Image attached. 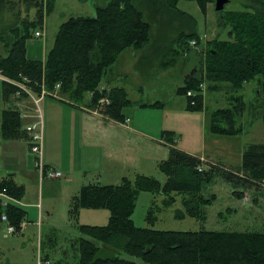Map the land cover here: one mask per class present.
Segmentation results:
<instances>
[{
    "label": "trees",
    "instance_id": "16d2710c",
    "mask_svg": "<svg viewBox=\"0 0 264 264\" xmlns=\"http://www.w3.org/2000/svg\"><path fill=\"white\" fill-rule=\"evenodd\" d=\"M24 1L27 3L28 0ZM31 1L27 3V10L32 8L36 14L32 19L27 15L28 19L22 16V10L14 0H0L5 10L11 11L15 18L12 25L14 35L4 38L7 55L0 57V69L18 80L21 79L20 75L29 77L37 91L43 79L50 90H54L55 84L60 82L61 93L74 102L91 93L93 107L97 106L100 98L108 96L111 103L101 112L117 120L125 119L123 109L131 106L133 101L125 87L102 89L101 82L118 54L131 46L135 49L144 48L151 41V30L155 25V46L165 42L169 38L167 33L170 23L164 17L172 9L175 10L172 15L175 19H181L182 15L187 17V21L179 20L177 26L182 31L179 43L181 55L190 51L189 39L198 34L193 30H184L192 27L194 21L197 24L196 20H190L188 13L178 8L181 0H105L95 7V15L71 16L63 21L45 60L29 59L26 42L32 32L43 25L45 16L56 3V0ZM194 1L203 8L210 1L215 2ZM236 1L244 3V8H224L219 11L222 20L229 26V35L224 38L219 34L213 37L202 68L204 66L205 79L211 90L222 89L218 87L219 83L226 81L238 92L246 82L259 77L260 94L256 93V98L261 101L260 116L264 122V0ZM6 32L7 29L2 31L3 34ZM192 55L201 53L196 50ZM4 84L8 86V97L12 93L11 85L7 81ZM197 84V80L190 79L178 92L185 95L191 88L198 92ZM201 96H187V108L202 109ZM232 97L233 107L230 105L212 111L209 127L214 133L234 135L241 132L242 126L237 124L238 116L246 111L247 105L241 100L242 96ZM193 99L196 100L195 105L191 104ZM157 104L153 102L144 105ZM15 112L9 110L4 113L3 131L6 137L20 136L21 119ZM163 134L169 142L176 144L173 132L164 131ZM203 164L200 157L172 146L169 158L158 163L159 169L166 175L163 182L155 176L136 174L133 179L123 177L118 184L83 185L70 198V220L77 221L82 208L97 207L109 211L108 222L103 225L79 224L80 231L90 238L77 240V259L74 262L52 261L50 264H264V232L218 231L204 226L199 230L156 229L135 224L132 215L142 190L160 193L163 204L167 206L172 205L178 197L184 206L178 215L188 214L204 224L206 206L215 198L214 194H204L205 187L214 176L247 187L253 184L252 180H264V143H250L246 146L241 170L247 175L211 164L205 168ZM199 165L203 166L201 171L198 170ZM4 188L18 198L25 194L24 186L7 176L0 178V190ZM236 194L242 196V193ZM156 206L154 201L146 216L151 224L157 218ZM3 213L7 214L17 229L21 228L25 211L12 205L0 206V235ZM123 253L141 260H130Z\"/></svg>",
    "mask_w": 264,
    "mask_h": 264
},
{
    "label": "rangeland",
    "instance_id": "374dc122",
    "mask_svg": "<svg viewBox=\"0 0 264 264\" xmlns=\"http://www.w3.org/2000/svg\"><path fill=\"white\" fill-rule=\"evenodd\" d=\"M18 3L19 7L22 11V16L35 18V10L32 8L28 11L27 10V3L24 0H14ZM29 1V0H28ZM57 3L53 4V10L49 12L48 15L45 16L46 24L48 27L47 30V40L50 42L54 41L56 33L59 29L60 24L68 19L71 16L77 15H95V5L93 0H89V2H82L81 0H56ZM88 1V0H87ZM28 3H32L29 1ZM100 4H103L100 3ZM244 3H239L236 0H231L229 3L226 4V10L232 9H242L244 8ZM178 8L186 11L187 13L191 14L200 22L199 29L201 33L197 34V36L192 37L189 39L190 49L196 48L200 51L201 55H190L186 51L183 55L179 52V43H180V35L182 31L178 34L172 35V37L168 38L165 42L161 44V49L164 50L163 52L166 53L164 57H160L157 52H152L151 54L145 56L141 63L148 64L151 67V71L154 73L157 72L158 69L167 68L168 66H179L180 70L185 69V64L188 65V59L191 57H195L196 59L201 58L200 61L197 62V69H198V76L197 78L203 74L204 79V87L201 89L202 96L200 99L202 103L206 99L209 101V104L213 108L217 107H230V105L234 106V100L232 95L242 96L241 100L245 101L247 108L246 111L242 115L238 116L237 124H241L242 129L241 132L233 135L231 138L236 143V149L241 150L243 153L246 146L250 143H264V122L262 117L260 116V112L262 107H259V103L261 101L256 100V89L259 87V77L252 78L250 81L244 84V87L241 91H234L231 83L229 82H221L219 83L218 87H222L223 89L211 90L209 87V82L205 79V71L204 66L205 64L207 53L209 52V45L211 44L210 41L216 35H221L223 38L229 35V26L226 25L225 21H223V17L221 18V14L215 8V2L210 1L208 5L204 8L199 5L198 2L194 0H181L178 3ZM175 13V10L169 11L165 15V17H173L172 15ZM28 15V16H27ZM28 17V19H29ZM48 19V22H47ZM15 18L11 15V11L8 9L5 10V7L0 3V55L4 54L7 51L4 49L5 46V37L6 35L2 33V31L8 30L7 26L14 24ZM190 20H192L190 18ZM181 21H187V17L184 15L181 16ZM220 21V22H219ZM221 24V25H218ZM22 25V23H21ZM220 26L222 28H220ZM153 27V25H152ZM40 28V27H39ZM40 30L45 31L46 33V26L44 25L43 29ZM221 33H218V32ZM157 33V29L151 30V41L142 49H135L138 50L136 53L135 51L126 50L123 54H118L116 60L112 63L111 66L108 68V72L103 78L105 81L112 75V72L115 69H119L120 71H131L136 79L133 80L128 85L129 88V95L130 99L133 100L136 98H143V100H163L165 102V107H152V109L145 108L144 110L138 109L141 111L145 118H164L165 128L170 130H175L174 135L179 147H187L194 150V152H199L201 150V144L205 137V131L207 133V127L205 126V121H201L202 117H204V112L202 109L200 110H190L186 109L183 110L186 106V99L183 97L189 96L187 92L177 94L176 84L182 82V78L178 77L174 74L165 78V76L160 75L156 76L158 79H145L143 77H139V68L140 65L138 64L136 57L139 55V51L141 53H150V50L155 46V35ZM4 35V36H2ZM44 37H37L36 35L30 36L28 41L26 42L30 48V57L31 58H38L43 55V49L46 45V41L44 42ZM195 41V42H194ZM167 47H172L171 50H167ZM133 48V46L129 47ZM160 48V47H159ZM189 49V50H190ZM140 53V54H141ZM2 56V55H1ZM0 56V57H1ZM139 58V56H138ZM137 58V59H138ZM190 58V59H191ZM188 60V61H187ZM203 63V64H202ZM112 68H114L112 70ZM125 68V69H124ZM138 69V70H137ZM0 73L5 76L7 82L11 85L12 94L6 97L7 93L9 92L8 86L5 85L4 81L0 80V102L3 101V97L6 98V103L10 102L9 99L11 98L9 106L11 109L17 110L15 113L19 114V118L21 120L27 119L28 117H21L20 113L29 112L25 109L31 108L33 103L28 100L17 99L16 92L18 90V86L11 81H17V79L12 78L10 75H7L3 69H0ZM153 73V74H154ZM156 75V74H154ZM20 80H28L30 90H32L35 94H38L36 89L33 87L32 79L27 76H21ZM118 82V81H117ZM138 82L143 87V92L139 93L135 88ZM197 87L200 85V81H197ZM60 83V82H59ZM44 84L45 88L48 87L45 84L44 79L39 83L40 88ZM57 84L54 86V91L60 93L61 83L60 86L57 87ZM103 85V83H102ZM10 87V86H9ZM104 89V88H102ZM195 90V88H191L190 90ZM198 89V88H197ZM214 89V87H213ZM200 90V86L199 89ZM220 90H224L221 92ZM23 94H26L25 92ZM88 95V94H87ZM86 95V96H87ZM61 96L66 97L67 95L61 93ZM83 100H80L81 103ZM147 102V101H146ZM201 102V101H200ZM236 103V101H235ZM53 107L51 108V106ZM182 104V107H180ZM82 105V104H80ZM66 106L56 102L54 99L49 97H43L40 99V109L43 118L44 124V117L47 118V125L46 131L44 128L42 129V135L44 137V150L46 143L48 145L49 140V126H48V116L51 115V119L60 121V115L70 116V110L66 111ZM103 107V109H105ZM14 110V111H15ZM215 110V109H214ZM212 110V111H214ZM127 112L133 114L135 112V108L132 106L128 108ZM255 112H257L255 114ZM190 115L194 117H190ZM21 128V126H20ZM26 137H21L30 143V136L27 132L24 133ZM172 134V133H171ZM54 130L51 133V136H54ZM68 144V143H67ZM26 146V145H25ZM223 147L221 143L218 144V148ZM71 148H76V145L73 141H71ZM69 148L66 144L63 146L64 150L61 148L58 151L57 157H53L52 159L56 161L62 160L64 163L68 162L66 156L75 155L73 154L74 150ZM26 146V150H27ZM2 152V151H1ZM3 153V152H2ZM243 155V154H242ZM28 157H31L34 165H35V155L33 152L28 151ZM203 158V157H202ZM242 158V156H240ZM201 159V158H200ZM202 162H208V164L219 166L223 170H228L232 172H237L240 175H247L246 172L241 170V164L239 166H234L233 168L228 167L225 168L220 166L218 163H213L212 161H208L207 159L203 158ZM45 163V162H44ZM242 163V162H241ZM58 168V167H57ZM59 170V169H58ZM199 170V166H198ZM37 171L39 169L37 168ZM201 171V170H199ZM118 170L112 168V177L106 178L105 175H97L93 174L90 171L88 172V179L91 182L96 181L100 184H107L112 180L116 182L118 174H116ZM127 169H125L124 174H126L128 178L133 179L136 174H144L142 172H137L131 170L129 173ZM136 173V174H134ZM63 174V172H62ZM120 174V173H119ZM151 176H155L160 179L162 182L166 180V175L159 169L152 171ZM122 177V176H121ZM119 177V178H121ZM58 178H51L46 177L45 185H44V204H47V194L52 197H57L58 194L60 196H67L72 190H74L73 186L68 185V180L64 177ZM99 178V179H96ZM123 178V177H122ZM121 178V179H122ZM33 183H27V188L29 189L30 186V195L34 198H37L40 194L41 190V183H36L34 180ZM74 185L77 186L76 180L73 181ZM225 181L221 177H213V180L207 184L205 187V195L214 194L215 198L212 199V202L206 206V220L204 224L200 222V220L196 219L195 217H191L190 215L186 214L184 216L178 215V211H182L184 208L182 201L177 197L176 200L173 202L172 205L167 206L163 204V196L158 192H153L151 190H142L136 199V205L133 211L132 218L137 226H152L156 229H177V230H199L202 229L203 226L206 229L211 230H228V231H251V232H264V180L257 181L252 180V185L247 187L244 184L236 183V182ZM33 184V185H32ZM46 186L50 188H46ZM25 188V187H24ZM26 190V188H25ZM245 190V191H244ZM242 193V196H238L236 193ZM25 196V194L23 195ZM23 198V197H22ZM22 198H20L22 200ZM25 199V198H24ZM26 200V199H25ZM154 201H156V215L157 218L154 223H150L146 220V216L148 210L153 205ZM62 207V202H60L52 217L48 218L46 216L45 210L43 211L44 216L41 217L40 225L36 226L33 222H30L29 229L26 231L25 236L23 237H11V238H4L2 233L0 235V249H1V256H0V264H37L38 260V252L39 248L41 250L42 256L45 254L53 261L63 260L74 262L77 259V240L80 239V236H86L82 233L79 229V224H93V225H103L106 224L108 221H105L109 216V211L105 208H97V207H90V208H82L80 210L83 211L79 214L77 221L67 220L62 217L60 208ZM69 209V208H68ZM35 210V209H34ZM37 210V208H36ZM30 213L28 217L32 218L31 209H29ZM177 213V214H176ZM186 213V210H185ZM27 217V218H28ZM57 222L55 226L52 227V222ZM43 223L42 232L41 224ZM5 228V226H4ZM3 232V230H2ZM88 236V235H87ZM42 242L43 250L41 245L39 244ZM56 247V250L51 249ZM65 252H68V255H65ZM64 254V256H63ZM123 255L130 259V260H141V258L129 255L127 253H123ZM43 264V263H42ZM46 264V263H45Z\"/></svg>",
    "mask_w": 264,
    "mask_h": 264
},
{
    "label": "crops",
    "instance_id": "0c3cea01",
    "mask_svg": "<svg viewBox=\"0 0 264 264\" xmlns=\"http://www.w3.org/2000/svg\"><path fill=\"white\" fill-rule=\"evenodd\" d=\"M31 1V0H29ZM27 1V3L29 2ZM82 2L86 3L89 2V0H81ZM104 3L105 0H93L92 3H94L95 7L99 5L100 3ZM57 3V1H56ZM186 12V11H185ZM187 13V12H186ZM190 15L192 20H195L191 14ZM164 20L168 23H170V26L168 28V37H172L173 33L178 34L180 30H178L177 26L179 27V20L181 19H175L174 17H164ZM48 22V19H47ZM196 24L194 21V25L192 27H188L186 32H189L191 30L196 31V33H201L199 26L200 22L196 19ZM20 23L17 24L19 26ZM44 25L46 26V33L44 37V42L46 41V45L43 49V55H41L38 58L34 59H42L45 60L47 53L49 50L53 47L55 38L53 42H50L47 40V24L46 20L44 21ZM12 25L11 27L8 25L6 36H13L12 31ZM152 29H157V25H155ZM36 31V30H35ZM35 31H33L32 36L35 35ZM57 34V33H56ZM173 38V37H172ZM30 39V38H28ZM28 41V40H27ZM163 43V42H162ZM161 43V44H162ZM154 46L150 50V54L152 52H157L160 57H164L166 55L164 50L161 49L163 46ZM32 45H28L26 43L27 48V57L30 59V48ZM158 47H160L159 50H156ZM6 49V47L4 48ZM167 50L172 51V47H167ZM137 51L134 48H126L123 50L121 54H123L124 51ZM196 48L190 49L188 54L192 55L194 51H196ZM136 52V53H137ZM139 51V58L136 57L135 60H137L138 64L140 65L139 68V77H143L145 79H158L156 76L163 75L165 78L171 76L175 73L176 76L182 78V82H179L176 84V90L177 94L180 95L178 92V89L182 86H184L190 79L193 80H202L201 75L198 76V69H197V62L200 61V58L196 59L195 57H190L187 63L185 64V69L180 70L179 66H168L167 68L158 69L156 73L151 71V67L148 64L141 63V60L144 58L142 57L146 53H141ZM2 56L7 55V51L4 54H1ZM0 55V56H1ZM138 58V59H137ZM114 68H112L113 70ZM125 69V68H124ZM156 75H154V74ZM0 80L6 82L5 76L0 73ZM138 80V77L135 79L134 75L131 73V71H120L119 69H115L112 72V75L107 78L105 81L103 80L101 82V88H110V87H125L126 90L129 93L128 85L131 81ZM118 81V82H117ZM103 83V85H102ZM137 88L136 90L139 91V93L143 92L142 85L138 82V84L135 86ZM223 89V88H222ZM217 91V89L215 90ZM223 92L224 90H220ZM12 94V93H11ZM181 96V95H180ZM130 97V95H129ZM51 99H54L56 102L63 104L66 106V111L68 112V109L70 110L71 115H60V121L57 122V120L51 119V115L48 116V126H49V140L48 145L46 143L45 150H44V162L47 166L59 169L63 172V176L66 180L69 179L68 185L73 186L74 190L70 192L67 196H60L58 194L57 197H52L49 194H47V204H44V183L45 179L40 176L39 171H37V167L34 165L31 157H28V151H31L30 145L26 139L21 137H26L25 133V125L28 123V121H31V118H28L27 120H21V128L20 136L19 134L16 136L6 137L3 131V124H4V113L9 110H15L11 109L9 106H12L10 104L11 98L9 99V105L6 103L5 96L3 97V101L0 102V178L1 177H8L12 180H14L18 185H23L25 190V196H23L22 200L18 197H15L14 195L8 193L12 199H9L8 205L16 206L18 208H21L25 211L26 215L22 221H24L25 226L22 228V231L19 235H12L9 236L5 232L4 224H2V236L6 238L11 237H23L26 234V231L29 229L30 222H33L36 226H39L41 221V217L44 216L43 211L45 210L46 216L48 218L52 217V215L55 213V211H58L56 209V206L62 202V207L60 208L61 215L66 220L69 218L68 214V208H69V202L70 198L77 194L81 187L85 184L90 183H98L97 180L91 182V180L88 179V172L90 171L93 174L97 175H105L106 178L112 177V168L118 170L116 174L120 175L118 176L116 182L112 183V180L108 182L107 184H118L123 179L122 177L127 176L124 174L125 169H127L129 172L131 170H134L137 172H142L146 175H151L148 173H151L152 171L158 169V163L162 160L168 159L170 156V148L172 146H175L193 156L205 158L208 161H212L213 163H218L220 166H223L225 168L234 166H239L242 164V158L240 156H243L241 150L236 149V143L232 140L233 135H224V134H218L214 133L210 127L209 124L211 122V114L213 108L209 101L206 99L202 103V111L204 112V117H202L201 121H205V126L207 127V133L205 131V137L203 139V142L201 144V150L199 152H194L198 150H194L187 147H179L176 144H173L167 140V138L164 136V131H168V129L165 128V122L166 120L164 118L159 117H149L145 118L143 117V113L140 110H144L145 108L152 109V107H159L163 108L165 107V102L163 100H143V98H136L132 99L133 104L131 106L124 107L123 111L125 114L124 120H117L115 118H111L108 115L104 116L101 113L95 112V107L91 106L92 104V94L88 93L87 96H85L81 103L71 101L70 99H66V97H63L61 99L49 97ZM184 99H187V97H183ZM147 101V102H146ZM158 102L156 106H145V103H153ZM82 104V105H80ZM186 104V103H185ZM54 104H52L51 108ZM182 107V104H180ZM135 108V112L131 114L130 112H127L128 108L130 107ZM221 108L217 107L216 109ZM187 104L184 107L183 110L186 111ZM190 117H194L190 115ZM46 125H47V118L44 117V131H46ZM54 130L55 135L51 136L52 131ZM175 131V130H173ZM170 130V132H173ZM174 133V132H173ZM235 135V134H234ZM175 136V135H174ZM176 139V138H175ZM177 140V139H176ZM71 141L74 142L76 145V148H71ZM68 143V144H67ZM221 143L223 147L218 148V144ZM67 145L69 148L73 149L75 153L74 157L73 155L66 156L68 159L67 163H64L62 160L56 161L52 159L53 157H57L58 151L61 148L63 149L64 145ZM27 150H26V146ZM3 153H2V152ZM204 167H208V162H203ZM241 166V165H240ZM58 167V168H57ZM229 169V168H228ZM128 172V173H129ZM120 173V174H119ZM134 173V174H136ZM122 176V177H121ZM121 177V178H119ZM60 179V178H58ZM99 179V178H96ZM34 180L36 183H41V190L40 194L37 196V198L32 197L30 193V186L29 189L27 188V183H33ZM74 180H76V185H74ZM33 185V184H32ZM46 188H49V186ZM245 191V190H244ZM26 200H25V199ZM37 208V210H36ZM29 209H31V217L29 216ZM35 209V210H34ZM83 212V211H81ZM80 212V214H81ZM28 217V218H27ZM109 216L105 221H108ZM58 221L52 222V227L57 224ZM93 225V224H91ZM43 223L41 224V230L42 232ZM86 235V234H85ZM80 238H90L89 236H80ZM40 242V241H39ZM41 245V248L43 250L42 242L39 243ZM51 249L56 250V247H53ZM38 254H41V250L39 248ZM42 255V254H41ZM65 255H68V252H65ZM64 256V254H63ZM48 260L52 261L46 254L45 256ZM9 264L10 262L7 261Z\"/></svg>",
    "mask_w": 264,
    "mask_h": 264
},
{
    "label": "built area",
    "instance_id": "2783aa9c",
    "mask_svg": "<svg viewBox=\"0 0 264 264\" xmlns=\"http://www.w3.org/2000/svg\"><path fill=\"white\" fill-rule=\"evenodd\" d=\"M37 36H43L42 31H36ZM195 42V41H194ZM12 83L16 84L19 88L16 92L17 99H28L33 103V106L29 109H25V113H20L21 117H28L31 118L32 121L26 124L25 130L28 136H30V143H31V152L35 155V165L39 169V173L41 177H51V178H59L62 177V171L55 169L53 167L47 166L44 163V137L42 135V129L44 128L43 124V118L41 114L40 109V99L43 97H46L48 95L59 97L58 92L55 91H49V89L45 88L44 84L42 85V88L37 91L38 94H35L32 90H30L29 87V81L28 80H17V81H11ZM204 82L200 83V90L198 92L194 90H188L187 94L189 96H196L198 94H202L201 89L204 87ZM60 86V83L57 84V87ZM26 94H23V93ZM110 99L108 97H102L99 101L98 109H96L95 112H100V108H103L104 105L110 104ZM196 100L193 99L191 101L192 105H195ZM199 170H202V167H199ZM9 199H12V197L8 194L6 189L0 190V206H6L9 203ZM5 223V230L6 234L9 236L12 235H18L21 233L22 228L24 227V224L21 223V228L17 229L14 224H12L7 216L6 213L2 214V219ZM45 262L46 264H50L49 260L43 261L41 257H38L37 264H42Z\"/></svg>",
    "mask_w": 264,
    "mask_h": 264
},
{
    "label": "water",
    "instance_id": "95a60500",
    "mask_svg": "<svg viewBox=\"0 0 264 264\" xmlns=\"http://www.w3.org/2000/svg\"><path fill=\"white\" fill-rule=\"evenodd\" d=\"M230 0H215V8L217 11H221L225 8L226 4L229 3Z\"/></svg>",
    "mask_w": 264,
    "mask_h": 264
},
{
    "label": "flooded vegetation",
    "instance_id": "af4514ba",
    "mask_svg": "<svg viewBox=\"0 0 264 264\" xmlns=\"http://www.w3.org/2000/svg\"><path fill=\"white\" fill-rule=\"evenodd\" d=\"M255 91H256V93H258L257 95L260 94V88H259V87H258V89H256ZM256 100H259V99L256 98ZM260 106H261V103H259V107H260ZM258 112H261V111L258 110Z\"/></svg>",
    "mask_w": 264,
    "mask_h": 264
}]
</instances>
